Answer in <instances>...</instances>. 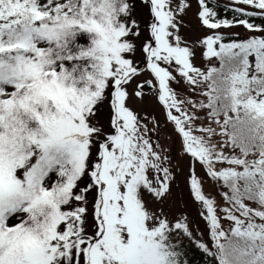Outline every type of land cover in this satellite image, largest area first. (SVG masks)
Segmentation results:
<instances>
[{
	"label": "snow or ice",
	"instance_id": "snow-or-ice-1",
	"mask_svg": "<svg viewBox=\"0 0 264 264\" xmlns=\"http://www.w3.org/2000/svg\"><path fill=\"white\" fill-rule=\"evenodd\" d=\"M196 3L0 0V264H264V0Z\"/></svg>",
	"mask_w": 264,
	"mask_h": 264
},
{
	"label": "rangeland",
	"instance_id": "rangeland-1",
	"mask_svg": "<svg viewBox=\"0 0 264 264\" xmlns=\"http://www.w3.org/2000/svg\"><path fill=\"white\" fill-rule=\"evenodd\" d=\"M221 1H223L226 5H230L232 3V0ZM191 5L192 7L188 9L187 14L183 17L185 26L182 27L181 33L189 41H196L202 34L206 33L208 30L204 29L201 26L200 21L196 16V0H191ZM231 31L239 32L241 36L247 34L242 27L233 28L231 29ZM197 63H202L199 56L197 58ZM142 78L143 77H141V79ZM129 90L131 91V88ZM130 104L134 108V110L139 112L142 116L147 114L149 121H152L154 117L155 120L159 122L160 127L157 129V133H154L153 136L155 138L157 134L159 135L160 143L171 150L172 154L175 156L176 161L179 164V168L177 169V182L174 186V190L178 196H182L183 199L188 203V212L190 217L193 219H198L196 215L198 205L192 203L188 199L187 189L184 184V179L188 172L187 157H185L181 153L179 138L172 131V125L166 121L163 108L159 105L155 97L152 95H146L143 100H137L133 97L130 99ZM149 127H152L151 123L149 124ZM197 174L201 177L204 176V172L199 166H197ZM204 190L206 193H211L213 196H215L218 203H222V197L220 195V192L217 190L216 186L211 181L205 180ZM200 227L201 229L203 228L202 222L200 224ZM205 239H207V236L205 237Z\"/></svg>",
	"mask_w": 264,
	"mask_h": 264
},
{
	"label": "trees",
	"instance_id": "trees-1",
	"mask_svg": "<svg viewBox=\"0 0 264 264\" xmlns=\"http://www.w3.org/2000/svg\"><path fill=\"white\" fill-rule=\"evenodd\" d=\"M210 6H214L215 10L218 12V14L220 16H228L231 17L232 13L231 11L225 12V8L226 6H224L223 4L217 3L215 1L210 0ZM256 23H261L262 21L260 19H256L255 21ZM216 186V185H215ZM217 190L220 192V189L218 188V186H216Z\"/></svg>",
	"mask_w": 264,
	"mask_h": 264
}]
</instances>
